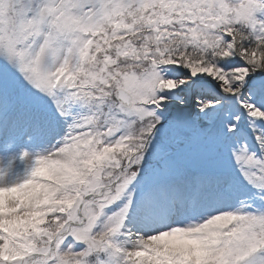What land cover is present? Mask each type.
I'll list each match as a JSON object with an SVG mask.
<instances>
[{"label": "snow or ice", "instance_id": "snow-or-ice-1", "mask_svg": "<svg viewBox=\"0 0 264 264\" xmlns=\"http://www.w3.org/2000/svg\"><path fill=\"white\" fill-rule=\"evenodd\" d=\"M0 264H264V0H0Z\"/></svg>", "mask_w": 264, "mask_h": 264}]
</instances>
